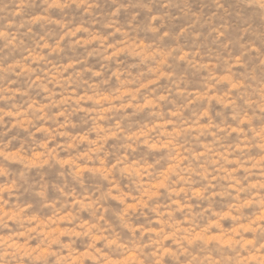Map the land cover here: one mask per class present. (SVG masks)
Listing matches in <instances>:
<instances>
[{"label":"rangeland","instance_id":"1","mask_svg":"<svg viewBox=\"0 0 264 264\" xmlns=\"http://www.w3.org/2000/svg\"><path fill=\"white\" fill-rule=\"evenodd\" d=\"M27 3L28 16L47 7L43 0H27ZM61 3L68 6L49 9L45 13L48 21L18 29V48L4 47L6 40L0 39V64L7 65L22 59L26 49L33 47L41 36L55 43L62 32L61 24L67 25L63 31L77 25L86 29L65 37L59 52L43 50L46 56L38 74L44 87L37 84L26 96L17 94L12 101L0 100V115L13 103L35 102L45 108L48 116L47 120L34 119L33 123L17 125L10 131L6 129L12 123L11 117H4L0 123V148L8 144L7 150L18 151L25 161H35L27 171L21 163L3 162L6 172H0V189L12 180L17 181L18 187L10 196L0 191V197L8 199L5 209L25 208L24 215L38 222L32 232H27V226L20 222L0 224V239L26 233L16 243L36 251L25 257L22 264H107L109 260L114 264H156L152 253L158 244L161 249L176 247L174 233L163 240L164 235L172 232L169 225L179 228H190L196 222L204 225L211 210L222 212L235 204L238 210L222 219V228L211 231L221 239L239 232L235 238L239 243L233 241L232 250L224 248L213 254L232 257L228 264L237 261L247 264L241 257L254 254L255 247L264 243V231L256 228V223L264 227V220L256 221L264 213V204L249 203L253 193L258 194L256 200L264 196V187L260 186L264 185V167H261L264 148L259 146L264 140L255 136L264 129V112L257 110L249 122L239 123L237 113L244 102L226 106L227 83L216 89L220 99H208L205 95L208 72L200 69L197 62L215 57L219 65L215 70L223 71L224 58L240 54L244 51L241 45L246 46L245 42L251 39L247 35L240 38L243 27L258 26L264 33L258 10L247 7L243 0H86L84 3L61 0ZM217 3L223 8H218ZM89 4L93 7L85 11ZM117 7L119 14L113 16ZM193 13L199 14V22L177 36L182 27L196 19ZM153 15L159 16L155 22L151 20ZM4 23L0 19V26ZM225 24L228 25L225 36L217 38L212 29L220 27L223 31L221 26ZM172 48L199 51V55L179 60L177 52L161 67L159 57L152 60L137 54V49L150 54L155 49ZM109 52L114 53L110 59L106 58ZM260 58H264V45L258 54L243 57L245 67L235 68L236 76L240 78L254 71L259 79H264V65L257 67ZM153 71L171 73V79H161L152 86L154 91L145 89L141 98L167 93L164 100L144 106L132 101L127 107L122 106L123 101L114 100L123 91L132 90L125 87L131 81L147 79ZM0 76H5L0 87L14 80L9 87L28 88L29 80L23 74L0 72ZM97 97L101 99L98 101ZM70 141L75 147L67 150L58 147ZM242 143L246 146L240 149ZM41 145L46 147L42 149ZM205 146L221 151L236 149L232 155L239 164L221 161V168L214 167L210 161L197 157ZM49 149H55L54 157ZM93 149L97 150L95 154ZM181 159L188 171L181 170L180 176L187 183L171 175L176 161ZM180 186L185 188L183 193L172 191ZM80 204L85 207L81 208ZM65 215L70 218L61 219ZM241 224L250 227L241 228ZM246 241L251 243L245 244ZM202 247L197 242L192 251ZM209 247L215 249L214 244ZM260 251L264 253V248ZM132 253L136 258L131 257ZM185 259L180 257V261ZM161 264H177V261L166 255Z\"/></svg>","mask_w":264,"mask_h":264},{"label":"clouds","instance_id":"2","mask_svg":"<svg viewBox=\"0 0 264 264\" xmlns=\"http://www.w3.org/2000/svg\"><path fill=\"white\" fill-rule=\"evenodd\" d=\"M44 3L47 4V7L41 13H36L34 15L28 16L26 15V10L29 7L27 0H7V3H0V19H3L5 23L3 26H0V39H5L6 44L4 47L11 46L13 49L19 47L17 44L18 39V29L23 28L25 25H33L40 21H48L49 18L45 13L48 12L49 9L54 7L64 8L68 6V3H61V0H43ZM86 2V0H81V3ZM245 5L250 8H255L258 10L259 19L264 22V0H243ZM81 6L80 4L77 5ZM93 5L89 4L85 11H90ZM218 8H223L222 4L217 3ZM120 7H117L113 10L112 15L116 16L119 14ZM215 15V13H213ZM239 15V13H237ZM193 16L196 17L193 20L192 24L186 25L182 27L177 36L183 35L188 29L194 27L199 22V14L193 13ZM8 17H11L10 19ZM17 17H20L21 20L18 22ZM158 15H153L151 17L152 22H155L158 19ZM55 22V21H51ZM58 23V22H57ZM62 32L59 35L58 40L55 43H52L45 36H41L39 41L34 43V46L26 49L25 55L22 59H16L10 61L7 65L0 64V72L8 75H25L28 80V88L20 89V88H11L10 84L15 83L14 80H9L8 84H5L3 87H0V100L5 102L12 101L16 97L17 94L27 95L30 88L34 85L40 84L41 87L45 85L41 82V76L38 74L39 65L44 62L46 54L43 52L45 48L49 49V52H59L60 43L65 39V37L74 36L77 32L81 30H85L83 25H77L74 28H69L67 31H63V29L67 28V25H60ZM223 31L220 30V27L212 29L216 33L217 38H222L225 36L228 25L225 24L223 26ZM8 29H14L12 32H9ZM31 28L29 27V31ZM167 35V33H165ZM198 36V34H196ZM250 36L251 39L246 41L245 45H241L244 49L240 54L233 57H225L224 58V70L221 72H217L215 69L219 67L217 63V59L215 57H210L203 63L197 62V65L200 69H203L208 72V83L205 87V95L208 99H220L216 94V89L222 83H227L229 85L228 94L225 97L226 106H234L237 105L239 101H243V108L240 110L237 115L239 116V123L243 124L249 122L253 116L256 114L257 110L264 112V79H259L254 71L248 72L246 75L238 78L234 72V69L237 67H245V63L243 61V57L250 53H259L261 45H264V33L259 31V27L253 28L252 25H246L241 29V39L244 36ZM23 43V41H20ZM227 43H231L228 41ZM227 43L225 46H227ZM2 50V49H0ZM107 52V49H105ZM179 52L177 59L179 60H187L189 57H195L199 55V51L189 52L188 50H178L176 48L169 49L168 51H163L160 49L153 50L150 54H146L144 49H137V54L145 57L147 55V59L156 60L159 57V64L161 67L166 66L168 63V58L175 55ZM114 56V53L109 52L107 57L110 59ZM37 65V67H33L32 65ZM264 65V58L259 59V63L257 67ZM19 69V72L16 70ZM172 74L167 73L165 71H153L147 79L141 80H133L130 84L126 85V88H132L131 91H123L121 95H117L114 97V100L123 101L124 107L130 106L132 101H137L140 106H144V104H155L160 100H164L166 98L167 93L160 94L158 97H151L148 95H144L143 99L141 98V94L144 93L145 89L153 90L152 86L158 84L161 79H171ZM5 79V76H0V80ZM134 85V87H133ZM235 93L233 96L232 93ZM128 99L125 100L124 98ZM101 98L97 97L99 101ZM56 102L53 101V106H55ZM249 109L252 110L249 113ZM39 113V115H37ZM4 117H11L12 123L9 125L6 131H10L11 128L16 127L17 125H27L34 122V119H44L47 120V112L43 106L37 105L35 102H26V105H19L13 103L11 108L4 111L2 115H0V123L4 121ZM40 129H37L39 131ZM233 131L236 129L233 128ZM62 134V133H61ZM163 134V132L161 133ZM255 136H259L261 140H264V129H261L260 132L255 133ZM255 136L253 138H255ZM76 138H73L75 140ZM246 145L243 143L240 145V149H243ZM261 148H264V143L259 145ZM42 149L46 147V145L40 146ZM64 147L65 150L69 148L75 147V144L70 141L67 145L58 146ZM9 149V145L5 144L3 148H0V172H6V167L3 166V162L7 161L9 163H21L24 165L25 171L30 170L32 166L35 165V161H25L21 158V155L18 151L7 150ZM96 149H93V154L96 153ZM236 149H225L221 151L220 149H213L210 146H205L204 149L197 153V157L203 159V161H210L211 164L216 168H221V161L225 163L235 161L239 164V160L237 157L233 156L232 153L235 152ZM49 154L53 157L56 155L55 149H49ZM89 159L92 157L89 156ZM231 158V159H229ZM261 160H264V157H261ZM198 162H200L198 160ZM62 163H68L64 161ZM183 160L176 161V168L173 170L171 175H175L178 179H184V182L187 183V179L185 177L180 176V171L187 172L188 169L183 167ZM264 167V165H261ZM211 171V170H209ZM20 177L23 178L24 172H21ZM215 179V175L212 177ZM264 187V185H260ZM18 187V183L16 180L10 181L7 185H5L0 191L6 192L9 196L13 193V191ZM235 187V184L232 185ZM177 193H183L185 188L183 186L172 189ZM193 195H197V193H193ZM199 195H203V193H199ZM257 193H253L251 197H249V203L255 202L258 204H264V196H262L259 200H256ZM3 199V203L0 204V224L8 225V221L20 222L27 226V232H32L36 230L38 227V222H34V218L25 216L24 213L26 211L25 208H20L17 210H7L5 209V205L8 204V199ZM79 203V201H76ZM80 207H85L84 204H80ZM238 210L236 205L233 204L229 209L224 211L211 210V215L208 217V223L201 225L199 222L193 223L190 228H179L173 227L169 225L172 229V232L164 235L163 240L169 239V237L174 233L176 238V247H164L160 248L159 244L157 245L156 251L152 253L154 257H156V264H161L163 258L167 255L174 258L177 261V264H228V261L232 260V257L226 255H214V251H219L224 248H228L229 250L233 249V241L235 243H239V240L235 238L239 236V232L234 233L231 236L225 237L223 239L220 238L219 235L212 233V228H222L221 221L224 217L233 215L234 211ZM70 218L69 216H61V219ZM239 218V217H237ZM264 220V213L260 216L256 217V221ZM256 221H252L251 223H256ZM190 222V221H189ZM241 228H248L250 224H241ZM256 228L264 231V227H262L259 223H256ZM25 232H20L19 234H13L11 236L5 235L2 239H0V264H22L23 259L25 257L31 256L35 253V249H27L24 248L22 244H17L16 241L20 236H24ZM100 237H97L99 239ZM199 242L203 244V247L197 251L193 252L192 248L195 244ZM251 243V241H246L245 244ZM214 244L215 249L210 248L209 245ZM244 248V245H241ZM264 248V243L255 247V253L252 255L245 257H241V260H246L247 264H264V253H261V249ZM246 250V249H245ZM97 252L100 250L97 249ZM142 253V249L139 250ZM84 255H91L90 253H84ZM101 255H104L101 253ZM132 258H136V254H130ZM184 256L186 259L184 261H180V257ZM93 259H98V257L93 256ZM61 259H65L61 257ZM107 264H114L113 261H107ZM237 264H240V261H237Z\"/></svg>","mask_w":264,"mask_h":264}]
</instances>
